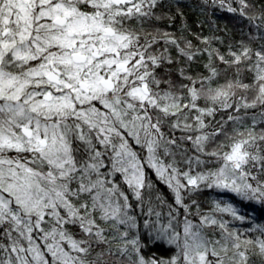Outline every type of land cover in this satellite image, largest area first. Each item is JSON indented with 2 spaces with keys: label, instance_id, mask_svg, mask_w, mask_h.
<instances>
[{
  "label": "snow or ice",
  "instance_id": "obj_1",
  "mask_svg": "<svg viewBox=\"0 0 264 264\" xmlns=\"http://www.w3.org/2000/svg\"><path fill=\"white\" fill-rule=\"evenodd\" d=\"M0 264H264V0H0Z\"/></svg>",
  "mask_w": 264,
  "mask_h": 264
},
{
  "label": "trees",
  "instance_id": "obj_2",
  "mask_svg": "<svg viewBox=\"0 0 264 264\" xmlns=\"http://www.w3.org/2000/svg\"><path fill=\"white\" fill-rule=\"evenodd\" d=\"M192 2V0H184L185 5H187L188 3ZM184 12H185V16H186V22L187 24L191 27L193 32H200L202 31L203 35H209V25L206 22L204 24V26L201 28L197 27V20L198 17L197 15L187 6L184 7ZM199 19H206L205 17H200ZM225 23H228V26L231 27V24L228 22V18L226 16H220L218 18V25L222 28L224 26ZM167 22L165 21L161 26H166ZM181 25V19L180 17L176 18L175 21V27L179 28V26ZM218 35H223L222 32L217 33ZM191 38V37H190ZM238 39V37H236ZM166 191V190H165Z\"/></svg>",
  "mask_w": 264,
  "mask_h": 264
}]
</instances>
